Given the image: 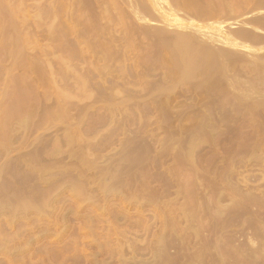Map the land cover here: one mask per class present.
Segmentation results:
<instances>
[{"label": "rangeland", "instance_id": "obj_1", "mask_svg": "<svg viewBox=\"0 0 264 264\" xmlns=\"http://www.w3.org/2000/svg\"><path fill=\"white\" fill-rule=\"evenodd\" d=\"M54 1L0 0V7H16L17 26L9 25L14 33L19 29L16 33L25 40L29 36L28 43L21 38L27 49L21 50V59L37 57L34 61L43 68H35L45 70L54 62L50 67L56 82L52 87L40 77L42 87L30 91V96L35 93L30 103L38 106L27 133L13 127L14 132L11 128L0 135V145L8 138L5 144L12 146L0 147V167L4 159L28 152L26 143L39 135L43 144L55 136L73 137L71 152L77 163L94 159L96 164L83 166L87 172L80 175L77 163L66 171L58 163L55 177L44 175L47 181L34 187L50 198L37 210L36 204L23 211L16 207L20 197L35 193L30 182L18 183L21 196H14L18 187L12 185L15 189L9 191L11 185L4 186L14 174L0 175V264H264V0ZM130 1L142 13L136 7L138 15L133 16ZM3 17L1 23L7 26L8 17ZM184 33L185 39L209 50L187 65L178 48L170 50L177 39L183 43ZM258 39L260 45H252ZM3 42L0 88L31 72L23 64L22 73L19 63L9 71L12 60L4 56L8 47ZM193 63L197 70L190 68ZM3 70L12 78L6 79ZM1 94L0 111L11 102ZM86 143L94 149L79 152Z\"/></svg>", "mask_w": 264, "mask_h": 264}, {"label": "bare ground", "instance_id": "obj_2", "mask_svg": "<svg viewBox=\"0 0 264 264\" xmlns=\"http://www.w3.org/2000/svg\"><path fill=\"white\" fill-rule=\"evenodd\" d=\"M56 1V0H55ZM55 1H54V3H55ZM143 1V0H142ZM141 1V2H142ZM166 1V0H165ZM168 1V0H167ZM223 1V0H222ZM139 2V1H138ZM170 2H172L171 0H170ZM224 2V1H223ZM261 2V1H260ZM2 3V2H1ZM85 3V2H84ZM131 1L129 2V8H131V10H133V9H135L136 7V9H137V11H138V6H133V4L131 3ZM137 3V2H136ZM145 3V2H144ZM167 3V2H166ZM257 3H259V2H257ZM262 3H264V1L263 2H261L260 3V7H261V5H262ZM22 4V3H21ZM147 3H145V5H146ZM168 4V3H167ZM172 4V3H171ZM170 4V5H171ZM191 4V3H190ZM225 4V3H224ZM12 5H14L13 3H12ZM52 5V4H51ZM127 5V6H128ZM135 5V4H134ZM141 5H143V2H142V4ZM174 5V4H173ZM172 5V6H173ZM1 6V5H0ZM7 6H8V4H7ZM58 6V5H57ZM189 6H192V4L191 5H189ZM226 6V5H225ZM258 6V5H257ZM263 6V5H262ZM5 7V6H4ZM4 7H0V34L1 33H4L6 30H8V31H6V33H4L3 35H2V37H0V38H3V37H5V34H6V38L8 39H6V38H4V40H6L5 42H3V40H2V42H3V45H4V47L3 48H6V47H8V48H6L5 49V51L7 52V53H3L4 54V56H7L8 58H9V60L11 59L12 60V64L10 65V64H8L9 66H11V68H12V71H11V69L9 68V71L10 72H13V70H16V67L18 68V63L19 64H21L20 65V68L22 69V73H25V66L23 65V64H26V66L28 65V67L27 68H30V70L28 69L27 71H31V72H27L30 76H34V77H32V79L33 80H36V82L34 81H31V78H30V76L29 77H27L25 74H22V75H20L21 76V78L19 79L20 81H18V79L17 78H19L20 76H15L16 77V80H15V78L13 77H11L12 76V73H10L11 74V76L10 75H5V73H6V71H7V73L9 72L7 69H5V70H3V71H5V72H3L4 73V75L6 76V79H8L7 77L9 76V78H12V79H9L8 81H6V82H4L2 85H4L5 86V88H0V89H4V92L1 90V92H2V94H1V92H0V94L2 95V98H3V95H4V98H10V103H8L7 105H8V107H5V109H3V110H1L0 111V135H3L4 133H6V130L8 129H11L12 128V130H13V132L18 128L19 130L22 128L23 129V131H25L26 133H27V131L29 130V128H28V125H29V122H30V120L31 119H33L34 117V114H36L35 113V108H36V106H38L37 105V103H36V106L34 105V106H32L33 105V102H31L30 103V101H32L33 99V95L35 94H31L32 96H30V91H32V92H36V89H38V88H40V87H42L41 85H40V87H39V84L38 83H40V81H41V78L43 79V80H47V83L49 84V85H51L52 87L55 85V79H54V77H53V74L55 73L54 71V69L53 68H51L50 66L52 65V64H54V62H51V63H49L48 64V68H47V70H45V69H41V68H43L42 67V65L43 64H41V62H39V63H36V61H39L38 59H37V57H36V59H33V60H31V59H29V60H27V58L25 59V57L23 58L24 60H22L21 58L23 57L22 56V54H23V52L22 51H25L24 49H26V48H22V46L23 47H25L24 45V43L27 41V43H28V40L30 41V39H28V37L29 36H25V38L27 37V39L25 40L23 37V35L22 34H19L18 32L20 31V33H21V30H16V27H15V30L16 31H18L17 33L19 34V36H18V34L16 33V31H15V33H14V30L12 29L13 27H14V25H13V23L15 24V22H13V18L15 17V16H18V15H16V12H14V7L15 6H10L9 8H4ZM53 7V6H52ZM52 7H49V9H51ZM142 7V6H141ZM145 7V6H144ZM147 7V6H146ZM174 7V6H173ZM195 8H196V6H194ZM227 7V6H226ZM16 8V7H15ZM61 8V7H60ZM128 8V9H129ZM143 8V7H142ZM203 8H205V7H203ZM44 9V8H43ZM208 9V8H207ZM53 10V9H52ZM52 10H50L49 11V13L51 12H53ZM139 10H140V8H139ZM146 10H148V9H146ZM17 11V10H16ZM21 11V10H20ZM19 11V12H20ZM45 10H43V12H44ZM129 11V10H128ZM136 11V10H135ZM167 11V10H166ZM171 11H172V9H171ZM174 11V10H173ZM204 11V10H203ZM205 11H206V8H205ZM209 11V10H208ZM40 12V11H39ZM46 12V11H45ZM47 12H48V9H47ZM179 12V11H178ZM131 13H133V16L134 15H136L137 13H139V11L137 12V13H135L134 12V10L131 12ZM135 13V14H134ZM140 13H142L141 11H140ZM139 13V14H140ZM173 13V12H172ZM205 13V12H204ZM17 14H19V13H17ZM40 14V13H39ZM37 15L38 17L40 16V15ZM207 14V13H206ZM3 15H4V17L6 18V17H8V19H7V21L6 20H4L6 23H7V26H6V24H3V23H1L3 20H1L2 18L1 17H3ZM36 15V14H35ZM41 15H42V13H41ZM47 15H49V17L50 16H52V14L50 15V14H47ZM54 15V14H53ZM138 15V14H137ZM142 15V14H141ZM144 15V14H143ZM142 15V16H143ZM203 15V14H202ZM145 16V15H144ZM3 17V18H4ZM49 17H47V18H49ZM136 17V16H135ZM134 17V18H135ZM35 18V17H34ZM33 18V19H34ZM39 18H41V17H39ZM51 18V17H50ZM55 18V17H54ZM136 18H138V16L136 17ZM135 18V19H136ZM150 18H153V17H150ZM19 19V18H18ZM91 19H92V17H91ZM95 19V18H94ZM139 19H140V16H139ZM23 20V19H22ZM35 20H36V18H35ZM34 20V21H35ZM38 20V19H37ZM35 21L36 23H38V21ZM40 20V19H39ZM93 20V19H92ZM152 20V19H151ZM177 20V19H176ZM29 21V20H28ZM54 21V20H53ZM52 21V22H53ZM63 21V20H62ZM178 21V20H177ZM4 22V23H5ZM27 22V21H26ZM40 22V21H39ZM95 22V21H94ZM174 22H176V21H174ZM63 23H64V21H63ZM66 23H68L67 21H66ZM32 24V23H31ZM53 24V23H52ZM93 24V23H92ZM4 25H5V27H8L9 25L12 27V28H10V26L8 27V29L7 28H5L4 27ZM16 25V24H15ZM33 25H35V24H33ZM37 25V24H36ZM35 25V26H36ZM39 25H40V23H39ZM51 25V24H50ZM57 25V24H56ZM66 25V24H65ZM164 25V24H163ZM17 26V25H16ZM20 26V25H19ZM52 26V25H51ZM67 26H69V25H67ZM156 26H158V25H156ZM162 26V25H161ZM160 26V27H161ZM166 26V25H165ZM4 27V28H3ZM25 27V26H24ZM33 27V26H32ZM37 27V26H36ZM88 27H89V25H88ZM92 27V26H91ZM91 27H89V28H91ZM96 27V26H95ZM97 27H98V25H97ZM152 27V26H151ZM150 27V28H151ZM160 27L158 26V28L160 29ZM168 27V26H167ZM192 27V26H191ZM12 29L13 30V34H14V37L11 35V33H12V30H10V29ZM18 28V27H17ZM34 28V27H33ZM87 28V27H86ZM88 28V29H89ZM154 28V27H153ZM161 28H163V27H161ZM5 29V30H4ZM51 29H52V27H51ZM53 29H54V27H53ZM66 29V28H65ZM92 29V28H91ZM148 29V28H147ZM195 29V28H194ZM207 29V28H206ZM4 30V31H3ZM28 30V29H27ZM56 30V29H55ZM58 30V29H57ZM62 30H63V26H62ZM160 30H162V29H160ZM193 30V29H192ZM202 30H204V29H202ZM237 30V29H236ZM235 30V31H236ZM241 30L242 29H238L237 31H238V33H240L241 32ZM37 31V30H36ZM35 31V32H36ZM47 31V30H46ZM71 31V30H70ZM73 31V30H72ZM76 31V30H75ZM74 31V32H75ZM80 31H82L81 29H80ZM80 31H78V32H80ZM84 31V30H83ZM82 31V32H83ZM98 31V30H97ZM146 31V30H145ZM150 31H152V30H150ZM168 31H169V27H168ZM197 31V30H196ZM198 31H200V30H198ZM240 31V32H239ZM8 32L10 33V35H8ZM29 32H30V30H29ZM40 32V31H39ZM45 32V31H44ZM54 32H56V31H54ZM54 32H52V30H51V33H54ZM57 32H59V30L57 31ZM56 32V33H57ZM68 32V31H67ZM67 32H66V34H67ZM81 32V33H82ZM89 32V31H88ZM149 32V31H148ZM148 32H146L147 34H148ZM162 32H163V30H162ZM184 32V31H183ZM201 33H202V31H200ZM199 32V33H200ZM246 31H244V33H245ZM37 33V32H36ZM36 33H35V35H36ZM43 33V32H42ZM46 33V32H45ZM48 33L50 34V32H49V29H48ZM55 33V34H56ZM63 33V32H62ZM86 33V32H85ZM173 33L175 34V33H178V32H174L173 31ZM181 33H182V31L181 32H179V35H181ZM198 33V32H197ZM204 33H206L205 32V30H204ZM230 33H234V35H233V37H236L235 39H239L237 36H235V32L233 31V32H230ZM229 33V34H230ZM237 33V32H236ZM249 33V32H248ZM248 33H245L246 35H248ZM251 33V32H250ZM249 33V34H250ZM34 34V33H33ZM33 34H32V36H33ZM79 34V33H78ZM160 34H161V31H160ZM163 34H164V32H163ZM165 34H169L168 32L166 33V31H165ZM164 34V35H165ZM195 34H196V32H195ZM207 34H208V32H207ZM211 34V33H210ZM228 34V35H229ZM231 34V35H232ZM0 35V36H1ZM8 35V36H7ZM20 35L22 36V37H20ZM25 35H27V33L25 34ZM29 35V34H28ZM51 35V34H50ZM59 35L61 36L62 34H60L59 33ZM152 35V34H151ZM176 35V34H175ZM185 33L183 34V37H184V39H185ZM197 35H199V34H197ZM203 35V34H202ZM201 35V36H202ZM205 35V34H204ZM203 35V36H204ZM236 35H238V36H240L239 34H236ZM242 35H243V33H242ZM9 36H11V37H9ZM31 36V35H30ZM45 36V35H44ZM52 36V35H51ZM53 36L55 37V35L53 34ZM58 36V35H57ZM68 36V35H67ZM75 36H76V34H75ZM82 36V35H81ZM153 36V35H152ZM166 36V35H165ZM178 35H176V37H177ZM195 36V35H194ZM210 36H214L213 34H211ZM36 37V36H35ZM50 37V36H49ZM100 37V36H99ZM156 37V36H155ZM181 37V36H180ZM189 37V36H188ZM187 37V38H188ZM198 37V36H197ZM200 37V36H199ZM208 38V35L207 36H205V38ZM216 37H218V36H216ZM247 37V36H246ZM243 38L242 36L240 37V40H244V44L245 45H247L248 43H247V38ZM21 38H23L24 40H25V42H23V44L24 45H22V43H21V41H23ZM40 38V37H39ZM53 37H51V39H52ZM81 38V37H80ZM158 38V37H157ZM169 38V37H168ZM201 38V37H200ZM206 38V39H207ZM211 38V37H210ZM219 38V37H218ZM222 38H224V37H222ZM221 38V39H222ZM249 38V37H248ZM41 39V38H40ZM47 39H48V37H47ZM50 39V40H51ZM82 39V38H81ZM180 39H182V38H180ZM183 39V43H181V42H178V39H177V41L175 42L176 43V46H171V48H170V50L172 51V50H174L175 48L174 47H176V48H178L177 50H178V52H179V54H180V58H181V61H183V64L184 65H187V64H189L191 61L193 62V59L194 58H200V57H202V56H204L205 55V53H208V51L206 50V49H204V47H202L203 49H201L200 48V46L199 45H197V43H192L190 40H191V38H188V39H185L184 40ZM190 39V40H189ZM214 39V38H213ZM247 41H246V40ZM43 40V39H42ZM168 40V39H167ZM208 40V39H207ZM212 40V39H211ZM218 40V39H217ZM242 40V41H243ZM249 40H252V38L250 39L249 38ZM40 41V40H39ZM61 41V40H60ZM171 41V40H170ZM192 41H193V38H192ZM214 41V40H213ZM212 41V42H213ZM219 41V40H218ZM217 41V42H218ZM226 41V40H225ZM253 41V40H252ZM258 41H259V39L258 40H255L254 42H252V43H254V44H252V45H255V43L257 42L258 43ZM1 42V43H2ZM50 42H52V41H50ZM64 42V41H63ZM63 42H60V43H63ZM70 42V41H69ZM172 42V41H171ZM211 41L209 40V42L208 43H210ZM215 42H216V40H215ZM214 42V43H215ZM228 42V41H227ZM227 42H225V43H227ZM231 42V41H230ZM233 42V41H232ZM232 42H231V44H232ZM0 43V45H2ZM26 43V45H28ZM173 43V42H172ZM171 43V44H172ZM207 43V44H208ZM218 43H222V42H218ZM217 43V46L219 45ZM240 43H241V41H240ZM240 43H238V44H240ZM261 43H263V44H261ZM6 44V45H5ZM21 44V45H20ZM49 44H53V43H49ZM65 44V43H64ZM68 44V43H67ZM169 44H170V42H169ZM183 44V45H182ZM249 44H250V41H249ZM248 44V45H249ZM259 44V43H258ZM261 44V45H260ZM260 46H262V45H264V40H261L260 39ZM31 45H32V47H33V44H30V47H31ZM66 45V44H65ZM182 45V46H181ZM216 45V44H215ZM233 45V44H232ZM251 45V44H250ZM259 45H257V46H259ZM6 46V47H5ZM47 46V45H46ZM68 46V45H67ZM166 46V45H165ZM229 46V45H228ZM256 46V45H255ZM51 47H53V46H51ZM58 47H60V46H58ZM69 47V46H68ZM167 47V46H166ZM169 47H170V45H169ZM216 47V46H215ZM221 47H223L222 46V44H221ZM225 48H226V46H224ZM230 47L232 48L233 46H231L230 45ZM28 48V47H27ZM54 48V47H53ZM224 48V49H225ZM29 49V48H28ZM60 49V48H59ZM59 49L57 48V50L59 51ZM66 49V48H65ZM166 49V48H165ZM2 50H4V49H2ZM22 50V51H21ZM27 50V49H26ZM30 50L31 51H34V50H32L31 48H30ZM43 50V49H42ZM54 50H56V49H54ZM75 50V49H74ZM114 50V49H113ZM222 50V49H221ZM228 50V49H227ZM232 50H234V49H232ZM249 50V49H248ZM248 50H246V51H248ZM1 51V50H0ZM4 51V52H5ZM29 51V50H28ZM75 51H77V50H75ZM107 51V50H106ZM112 51V50H111ZM174 51H176V50H174ZM218 51H220L219 49H218ZM225 51V50H224ZM229 51V50H228ZM235 51V50H234ZM245 51V50H244ZM35 52V51H34ZM39 52V51H38ZM45 52V51H44ZM109 52V51H108ZM113 52V51H112ZM166 53L168 52L167 51V49H166V51H165ZM226 52V51H225ZM231 52V51H230ZM230 52H228V53H230ZM243 52V51H242ZM49 53V52H48ZM77 53V52H76ZM172 53V52H171ZM177 53V52H176ZM222 53V52H221ZM3 54H1V55H3ZM8 54V55H7ZM43 54V53H42ZM50 55H49V57H51V52L49 53ZM71 54V53H70ZM75 54V53H74ZM110 54V53H109ZM170 54V53H169ZM224 54V53H223ZM223 54H221V55H223ZM233 54V53H232ZM235 54V53H234ZM249 54H251L250 52H249ZM36 55H37V52H36ZM40 55V54H39ZM38 55V56H39ZM47 55V54H46ZM54 55H55V53H54ZM230 55V54H229ZM243 55H244V53H243ZM242 54L240 55L241 57L243 56ZM245 55H247V54H245ZM33 56V55H32ZM74 56V55H73ZM175 56H176V54H175ZM174 56V57H175ZM179 56V55H178ZM213 56V55H212ZM3 57V56H2ZM43 57V56H42ZM42 57H40V58H42ZM49 57H47L46 56V58H49ZM224 57V56H223ZM246 57V56H245ZM33 58V57H32ZM35 58V57H34ZM45 58V59H46ZM56 58V57H55ZM176 58H178V57H176ZM226 58V57H225ZM4 59V58H3ZM5 59H6V57H5ZM44 59V60H45ZM172 59H174V58H172ZM179 59V58H178ZM177 59V60H178ZM203 59H204V57H203ZM6 60H8V59H6ZM8 60V61H9ZM34 60H36V61H34ZM43 60V59H42ZM49 60V59H48ZM47 60V61H48ZM53 60V59H52ZM52 60H50V61H52ZM200 60V59H199ZM219 60V59H218ZM1 61V60H0ZM20 61H23V63H20ZM29 61H32V62H29ZM47 61H45L46 63H47ZM49 61V62H50ZM56 61L58 62L59 60H57L56 59ZM69 61V60H68ZM168 61V60H167ZM197 60H195V62H196ZM213 61V60H212ZM211 61V62H212ZM7 62V61H6ZM171 62V61H170ZM194 62V63H195ZM203 62V61H202ZM5 63V62H4ZM34 63V64H33ZM43 63V62H42ZM176 64H177V61L175 62ZM180 63V62H179ZM192 64L191 66H190V68H192V69H194L195 68V66H193V65H195V64ZM204 63V62H203ZM210 63V62H209ZM208 63V64H209ZM214 63V62H213ZM225 63V62H224ZM7 64V63H6ZM35 64H41V68H35ZM51 64V65H50ZM181 64V63H180ZM179 64V65H180ZM198 64H200V63H198ZM215 64V63H214ZM7 65V66H8ZM23 65V66H22ZM59 65V64H58ZM174 65V64H173ZM211 65V64H210ZM210 65H208V68H211V67H209ZM8 66V67H9ZM33 67V69H34V74L32 75L31 73H33V69H32V67ZM40 66V65H39ZM54 65H52V67H53ZM176 66V65H175ZM189 66V65H188ZM200 66V65H199ZM14 67H15V69H14ZM38 67V66H37ZM47 67V66H46ZM172 67V66H171ZM179 68H180V66H178ZM61 68V67H60ZM168 68V67H167ZM173 68V67H172ZM175 68H177V67H175ZM175 68H174V70H175ZM183 68V67H182ZM3 69V68H2ZM198 69V65H196V69H194V70H197ZM216 69V68H215ZM54 70V71H53ZM167 70V69H166ZM173 70V69H172ZM177 70H179V69H177ZM200 70V69H199ZM218 70V69H217ZM224 70H225V68H224ZM36 71V72H35ZM167 71H169V70H167ZM180 71H182V69H180ZM190 71V70H189ZM188 71V69H187V72H189ZM17 72V71H16ZM20 71H18V73H19ZM64 72L65 71H63V74H64ZM178 72V71H177ZM66 73V72H65ZM170 73V72H169ZM179 73H181V72H179ZM183 73V72H182ZM189 73H187V76H189L188 75ZM191 74V77H192V73H190ZM194 74V73H193ZM202 74V73H201ZM224 74H226V73H224ZM48 75L50 76V77H48ZM181 75V74H180ZM179 75V76H180ZM227 75V74H226ZM225 75V76H226ZM25 76H26V78H25ZM187 76H186V79H187ZM224 76V77H225ZM41 77V78H40ZM44 77H45V79H44ZM46 77H48V78H46ZM66 77V76H65ZM190 77V78H191ZM1 78V77H0ZM35 78V79H34ZM194 78V77H193ZM213 78V77H212ZM2 79V78H1ZM26 79H29V81L28 80H26ZM180 79V78H179ZM195 79V78H194ZM40 80V81H39ZM42 80V81H43ZM45 80V81H46ZM190 80V79H189ZM2 81V80H1ZM4 81V80H3ZM28 81V82H27ZM37 81H39L38 83H37ZM41 81V82H42ZM59 81V80H58ZM57 81V82H58ZM61 81V80H60ZM185 81V80H184ZM208 81H209V79H208ZM224 81V80H223ZM233 81V80H232ZM31 82V83H30ZM6 83V84H5ZM32 83H37L36 84V86H34V84H33V86L34 87H36L35 89H33V90H35V91H33V90H31L32 89ZM225 83V82H224ZM232 83V82H231ZM46 84V83H45ZM58 84H59V82H58ZM212 83H210V85H211ZM223 84V83H222ZM31 85V86H30ZM38 85V86H37ZM230 86V85H229ZM234 86V85H233ZM232 86V87H233ZM38 87V88H37ZM44 87V86H43ZM55 87V86H54ZM211 87V86H210ZM224 87V86H223ZM243 88V87H242ZM241 88V89H242ZM207 89V88H206ZM212 89V88H211ZM226 89V88H225ZM236 89V88H235ZM240 89V88H239ZM229 90V89H228ZM233 90V89H232ZM210 91V90H209ZM226 91V90H225ZM239 91V90H238ZM4 93V94H3ZM37 93V92H36ZM208 93V92H207ZM230 94V93H229ZM5 96H7V97H5ZM41 96H44V95H41ZM51 96V95H50ZM36 97V96H35ZM46 97V96H45ZM3 98V99H4ZM38 98V97H37ZM39 99H42V98H39ZM65 99H66V97H65ZM38 100V99H37ZM43 100H44V98H43ZM240 100V99H239ZM3 101V100H2ZM37 102V101H36ZM38 102H39V100H38ZM42 102V101H41ZM46 102H47V100H46ZM65 102V101H64ZM2 103V102H1ZM3 103H6V102H3ZM10 104V105H9ZM34 104H35V102H34ZM43 104V103H42ZM6 105V106H7ZM41 105V104H40ZM44 105V104H43ZM43 105H41L42 107H43ZM68 105V104H67ZM2 106V105H1ZM33 107H35V108H33ZM40 107V106H39ZM46 108L48 107V106H45ZM44 107V108H45ZM38 108V107H37ZM41 108V107H40ZM39 108V109H40ZM48 108H50V107H48ZM47 108V109H48ZM52 108V107H51ZM50 108V109H51ZM37 110V109H36ZM41 110H42V108H41ZM44 110H46V109H44ZM43 111V110H42ZM46 111H48V110H46ZM39 112V111H38ZM45 112V111H44ZM41 114V113H40ZM43 114V113H42ZM48 114H49V112H48ZM47 114V116H49ZM50 114H52L51 112H50ZM38 115V114H37ZM39 116V115H38ZM45 116H46V114H45ZM52 116V115H51ZM51 116H50V118H51ZM39 119V118H38ZM41 119H43V118H41ZM36 121H38V122H40L39 120H37L36 119ZM43 121V120H42ZM41 121V122H42ZM10 122V123H9ZM8 124V125H7ZM14 126H13V125ZM33 124H34V122H33ZM45 124V123H44ZM35 125H37V124H35ZM39 125V124H38ZM37 125V126H38ZM12 126V127H11ZM30 126V125H29ZM35 127V128H38V127ZM15 128V130H14V128ZM31 127V126H30ZM40 129V128H39ZM47 129H48V127H47ZM46 129V130H47ZM7 130V131H8ZM11 130V131H12ZM30 131H32V130H30ZM36 131H38V130H36ZM19 132V131H18ZM35 132V131H34ZM3 133V134H2ZM20 133H21V131H20ZM25 133V134H26ZM23 134H24V132H23ZM33 134V133H32ZM9 135H10V133H9ZM43 135V134H42ZM41 135V136H42ZM128 136H129V134H127ZM5 136H6V134H5ZM25 135H23V137H24ZM1 137V136H0ZM3 137V136H2ZM12 137V136H11ZM27 137V136H26ZM39 137H40V135L37 137V138H35L33 141H30L28 144L26 143V145L27 146H30L31 147V149L28 151V152H25V153H18V155L17 156H15V157H11V158H7L6 160L4 159V162H3V164H1V167H0V175H1V177L3 176L2 174H4L5 172H8V177H10V176H12L13 174V176L12 177H10V178H12V179H15L16 181L14 182V180H12L14 183H22L23 184V181L24 182H30V184H32V186L30 187V189L32 188V190L34 189V187L35 188H38V186L41 184V183H45L47 180L45 179V182H43L44 181V177L46 176V175H52L53 176V174L55 175V173H56V171H57V169L58 168H56L57 166L56 165H58V163H60L59 165H62L63 166V170H67V168L69 169V166L71 165V164H74V163H77L78 162V160H76L75 158H73L72 156H73V154H72V150H71V147H72V144H74V142H73V137H70V136H55V137H52V138H49V142H47V144H45L46 142V140L45 141H42V142H45L44 144L43 143H40V139H39ZM7 138V137H6ZM30 138V137H29ZM43 138H45V137H42V140H43ZM9 139H10V136H9ZM127 139V138H126ZM129 139V138H128ZM11 140V139H10ZM9 140V141H10ZM15 140H16V138H15ZM23 140V139H22ZM32 140V139H31ZM2 141V140H1ZM0 141V142H1ZM6 141H8V138H7V140ZM5 141V142H6ZM24 141V140H23ZM26 141V140H25ZM5 142H4V144L3 143H1L2 145H0V147H2L3 145H4V149H5V147H9V146H7V145H10L11 146V142L9 143H6L5 144ZM13 143L15 142V141H12ZM20 142V141H19ZM16 143V142H15ZM20 143H22V142H20ZM20 143H18V141H17V143L16 144H20ZM15 144V145H16ZM23 144V143H22ZM21 145V144H20ZM93 146L95 147V145H92V143H86L85 145H83V146H79L78 147V151L79 152H81L82 150H83V148H88V149H94L93 148ZM12 147V146H11ZM10 147V148H11ZM24 147V146H23ZM3 148V147H2ZM16 148V147H15ZM7 149V148H6ZM9 149V148H8ZM11 150V149H10ZM7 151H9V150H7ZM89 151V150H88ZM91 151V150H90ZM5 152V151H4ZM10 152V151H9ZM87 152V151H86ZM93 152V151H92ZM7 153V152H6ZM95 153V152H94ZM5 154V153H4ZM8 154V153H7ZM96 154V153H95ZM89 155H90V153H89ZM3 156V155H2ZM2 156H0V157H2ZM5 156V155H4ZM8 156H9V154H8ZM91 156V155H90ZM93 156H94V154H93ZM92 157V156H91ZM3 158V157H2ZM4 158H6V156L4 157ZM73 159H75V160H73ZM84 159V158H83ZM88 159H90V158H88ZM96 159H98V158H96ZM82 161H84L85 162V160H82ZM93 161H94V159L93 160H91V161H86L87 162V165H85L83 162H80L82 165H80V163L78 164V167H77V165H76V167L77 168H79V174L80 175H82L83 174V172L84 171H86L87 172V168H90L91 166H92V164H93ZM110 161V160H109ZM94 163H95V161H94ZM99 163V162H98ZM110 163V162H109ZM112 163V162H111ZM8 164H11V165H9L8 166ZM96 164V163H95ZM101 164V163H100ZM5 165H7V167L5 166ZM80 165V166H79ZM91 165V166H90ZM10 166H13V169H12V167H10ZM83 166H86L87 168H83ZM4 167H6L7 168V170L8 171H6L5 170V168ZM8 167H10V169L12 170V171H10L9 172V170L10 169H8ZM98 167H99V164H98ZM105 167V166H104ZM107 167V166H106ZM3 169L5 170V171H3ZM61 169V170H62ZM100 169V168H99ZM107 169V168H106ZM62 170V171H63ZM65 170V171H66ZM88 170H90V169H88ZM102 170V169H101ZM13 171L16 173V176L18 177V178H15L16 176H15V173H13ZM4 172V173H3ZM66 173V172H65ZM109 173V172H108ZM6 174V173H5ZM86 174V173H85ZM45 175V176H44ZM15 176V177H14ZM51 176V177H52ZM4 177V176H3ZM53 177H55V176H53ZM6 178V177H5ZM5 178H4V182H5ZM9 178V179H10ZM20 178V179H19ZM9 179H6V181L7 182H9V184L8 183H4V184H7V185H4L5 187L7 186L8 187V185H11V187H12V189L9 187V191L10 190H14L15 189V187L17 188L16 190H14L13 192L14 193H16V194H13L14 196H16L18 193V195H20V192H17V191H19V186L21 187V185L20 184H18L17 186L15 185V184H10V180ZM19 179V180H18ZM83 179V178H82ZM50 181V180H49ZM82 181V180H81ZM51 182V181H50ZM53 182V181H52ZM83 182V181H82ZM27 184V183H26ZM47 184V183H46ZM67 184V183H66ZM15 186V187H13V186ZM52 185V184H51ZM48 186H49V184H48ZM4 187V188H5ZM6 187V188H7ZM14 188V189H13ZM40 189H42L41 187H39ZM105 188H107L108 189V187L107 186H105ZM21 189V188H20ZM23 189H24V192L26 191L25 190V188H22V191H23ZM29 189V188H28ZM51 189V188H50ZM103 189V188H102ZM110 189V188H109ZM3 190V189H2ZM5 190V189H4ZM36 189H34V192L36 193H32L31 195H33V196H28V198H27V196H26V198H23V199H25V200H23L22 199V197H20L21 198V202L19 203V204H17L18 206H16V207H18L21 211H23V210H26V208H29L28 206H30V204H32V206H34V204H36V206L34 207L36 210H37V208L38 207H40L41 205H47V203H48V200H50V198H48L47 199V197L45 196V194L43 195V196H41L42 195V193H41V195H40V193H39V189L38 190H36ZM47 189H45L44 191H46ZM118 190V189H117ZM21 191V190H20ZM29 191H31V190H29ZM42 191V190H41ZM107 191H109V190H107ZM115 191V190H114ZM1 192V191H0ZM12 192V193H13ZM46 192H48V191H46ZM115 192H117V191H115ZM114 192V193H115ZM3 193H5V192H3ZM11 193V192H10ZM44 193V192H43ZM107 193V192H106ZM118 193V192H117ZM108 194V193H107ZM10 195H12V194H10ZM24 195V194H23ZM53 195V194H52ZM114 195V194H113ZM21 196V195H20ZM46 198H45V197ZM47 196H48V194H47ZM50 196V195H49ZM57 196V195H56ZM107 196V195H106ZM4 197V196H3ZM51 197V196H50ZM58 197V196H57ZM56 197V198H57ZM7 198V197H6ZM12 198V197H11ZM19 198V199H20ZM16 199V198H15ZM17 199H18V197H17ZM8 202V201H7ZM6 202V203H7ZM10 202V201H9ZM15 202V201H14ZM3 204H5V202L3 203ZM0 205H2L1 203H0ZM7 206V205H6ZM5 206V207H6ZM12 206V205H11ZM0 207H2V206H0ZM16 207H14V209L16 208ZM45 207V206H44ZM2 208H4V207H2ZM1 208V209H2ZM17 208V210H19ZM8 209V208H7ZM12 209V208H11ZM30 209V208H29ZM31 209H33L32 207H31ZM34 209V210H35ZM39 209V208H38ZM41 210V209H40ZM9 211V210H8ZM12 211V210H11ZM28 211V210H27ZM14 212V211H13ZM18 212V211H17ZM25 212V211H24ZM29 212V211H28ZM27 212V213H28ZM0 213H1V211H0ZM9 213V212H8ZM18 214V213H17ZM20 215V214H19ZM21 215H23V214H21ZM24 215H25V213H24Z\"/></svg>", "mask_w": 264, "mask_h": 264}]
</instances>
